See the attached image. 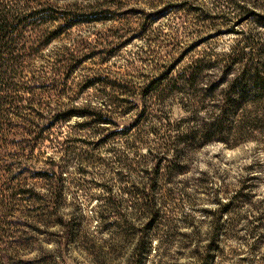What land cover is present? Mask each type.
<instances>
[{"label":"rangeland","instance_id":"374dc122","mask_svg":"<svg viewBox=\"0 0 264 264\" xmlns=\"http://www.w3.org/2000/svg\"><path fill=\"white\" fill-rule=\"evenodd\" d=\"M22 1L52 17L0 156V263L264 264V94H228L264 76V0Z\"/></svg>","mask_w":264,"mask_h":264},{"label":"trees","instance_id":"16d2710c","mask_svg":"<svg viewBox=\"0 0 264 264\" xmlns=\"http://www.w3.org/2000/svg\"><path fill=\"white\" fill-rule=\"evenodd\" d=\"M22 2V0H0V156L7 152L14 139L12 135H8V131L11 132L15 127L24 128L27 122H31L30 114L26 110L28 109L27 104L32 107L39 103L37 100L35 102L34 99L24 96V93L28 94L33 87L29 84L31 82L23 80L24 69H22L21 62L24 61L28 51L36 49L33 43L37 39V32L34 30L35 23L41 19L45 21L47 19L45 17L51 14L45 12L46 8H36L30 2ZM248 70L251 74L249 78L239 76L232 82L230 91H228L229 98L236 89L240 93L254 91L257 94L253 93L258 97L264 94V76L256 68L253 73L250 69ZM198 74L199 69L196 66L181 76L191 87L198 79ZM18 92L22 94L17 95ZM87 112L78 113L87 115ZM76 113L75 110H68L59 117L66 119ZM16 193L11 194L12 200H8L9 196H3L0 199V207L3 211H8L7 208L11 206L9 202L15 199ZM5 225L6 219L3 218L0 220V244L4 236L1 232L7 233Z\"/></svg>","mask_w":264,"mask_h":264}]
</instances>
